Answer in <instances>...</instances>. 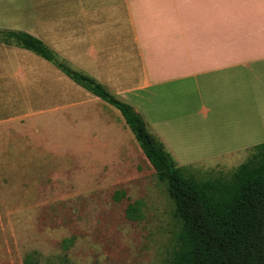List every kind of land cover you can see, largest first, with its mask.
<instances>
[{"label": "crops", "instance_id": "crops-1", "mask_svg": "<svg viewBox=\"0 0 264 264\" xmlns=\"http://www.w3.org/2000/svg\"><path fill=\"white\" fill-rule=\"evenodd\" d=\"M0 29L39 38L138 112L145 93L189 85L207 96L206 118L233 119L243 147L257 119L264 134V0H0ZM112 107L51 62L0 43V124L51 148L121 157L129 127Z\"/></svg>", "mask_w": 264, "mask_h": 264}, {"label": "rangeland", "instance_id": "rangeland-1", "mask_svg": "<svg viewBox=\"0 0 264 264\" xmlns=\"http://www.w3.org/2000/svg\"><path fill=\"white\" fill-rule=\"evenodd\" d=\"M190 89L145 93L139 113L192 175H231L264 143L261 125L243 147L233 119L206 118L207 96ZM126 135L130 150L117 157L51 148L17 123L0 124V264L168 263L180 230L174 206L129 128Z\"/></svg>", "mask_w": 264, "mask_h": 264}, {"label": "trees", "instance_id": "trees-1", "mask_svg": "<svg viewBox=\"0 0 264 264\" xmlns=\"http://www.w3.org/2000/svg\"><path fill=\"white\" fill-rule=\"evenodd\" d=\"M0 43L44 58L121 112L174 206L180 230L167 264H264V143L231 175L198 179L178 165L133 105L73 68L42 40L24 31L0 29Z\"/></svg>", "mask_w": 264, "mask_h": 264}]
</instances>
